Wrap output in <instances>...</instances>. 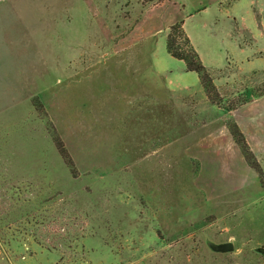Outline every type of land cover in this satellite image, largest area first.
<instances>
[{
    "label": "rangeland",
    "instance_id": "obj_1",
    "mask_svg": "<svg viewBox=\"0 0 264 264\" xmlns=\"http://www.w3.org/2000/svg\"><path fill=\"white\" fill-rule=\"evenodd\" d=\"M263 44L264 0H0V264H264V174L227 143Z\"/></svg>",
    "mask_w": 264,
    "mask_h": 264
},
{
    "label": "trees",
    "instance_id": "obj_2",
    "mask_svg": "<svg viewBox=\"0 0 264 264\" xmlns=\"http://www.w3.org/2000/svg\"><path fill=\"white\" fill-rule=\"evenodd\" d=\"M167 48L168 52L173 57L183 61L186 64V67L189 71L198 73L208 97L211 98L212 101L216 100L215 98L218 96V92L213 79L206 66L203 64V61L199 53L193 46L189 36L185 32L182 23L175 24L171 27L168 34ZM232 132L234 137L236 138V141L242 148L246 161L252 167L258 169L259 172L263 174L254 153L249 148V145L247 144L242 131L237 127L236 124L233 125ZM57 145L63 156H65V158H67V160L71 162L69 153L67 152L60 138L57 139Z\"/></svg>",
    "mask_w": 264,
    "mask_h": 264
},
{
    "label": "crops",
    "instance_id": "obj_3",
    "mask_svg": "<svg viewBox=\"0 0 264 264\" xmlns=\"http://www.w3.org/2000/svg\"><path fill=\"white\" fill-rule=\"evenodd\" d=\"M258 53L259 56L256 59L264 66V44L258 47ZM263 83L264 77L258 81V83L248 85L249 87H244L242 91L243 93L246 92V94H249L250 91ZM252 94L254 93L249 94L247 101L243 102L229 113L231 115H236V120L233 122L242 131L249 148L254 153L264 174V92L258 95ZM229 128L231 132L230 140L227 141L229 148H232L239 157L244 156L241 146L233 135L231 126ZM217 144H219V142Z\"/></svg>",
    "mask_w": 264,
    "mask_h": 264
},
{
    "label": "water",
    "instance_id": "obj_4",
    "mask_svg": "<svg viewBox=\"0 0 264 264\" xmlns=\"http://www.w3.org/2000/svg\"><path fill=\"white\" fill-rule=\"evenodd\" d=\"M208 244L210 248L217 253H229L235 250V244L231 241L222 243L209 242ZM258 251L264 253V248H258Z\"/></svg>",
    "mask_w": 264,
    "mask_h": 264
}]
</instances>
